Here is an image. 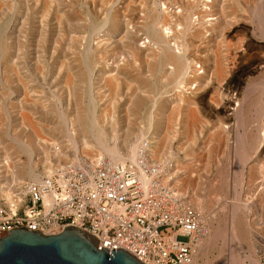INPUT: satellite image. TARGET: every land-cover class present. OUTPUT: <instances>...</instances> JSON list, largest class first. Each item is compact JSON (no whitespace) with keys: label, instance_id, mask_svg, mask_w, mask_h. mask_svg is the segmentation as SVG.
Segmentation results:
<instances>
[{"label":"rangeland","instance_id":"374dc122","mask_svg":"<svg viewBox=\"0 0 264 264\" xmlns=\"http://www.w3.org/2000/svg\"><path fill=\"white\" fill-rule=\"evenodd\" d=\"M94 115L122 149L154 136L203 222L195 264H264V0H0L5 191L69 144L65 120L89 139Z\"/></svg>","mask_w":264,"mask_h":264},{"label":"built area","instance_id":"2783aa9c","mask_svg":"<svg viewBox=\"0 0 264 264\" xmlns=\"http://www.w3.org/2000/svg\"><path fill=\"white\" fill-rule=\"evenodd\" d=\"M145 147L134 161L67 162L41 182L15 186L0 198V238L19 228L57 235L77 227L100 239L99 250L122 249L144 264H194L202 219Z\"/></svg>","mask_w":264,"mask_h":264},{"label":"bare ground","instance_id":"6f19581e","mask_svg":"<svg viewBox=\"0 0 264 264\" xmlns=\"http://www.w3.org/2000/svg\"><path fill=\"white\" fill-rule=\"evenodd\" d=\"M217 3V2H216ZM182 4V3H181ZM224 6V5H223ZM222 7V6H221ZM189 9V8H188ZM193 9V8H192ZM191 7H190V10H192ZM161 10V9H160ZM64 12V11H63ZM161 12V11H160ZM188 12V11H187ZM191 12V11H190ZM64 14V13H62ZM191 14L189 15H185V20L187 22V20H189V17H190ZM65 16V15H64ZM113 16V15H112ZM113 19V17H112ZM201 19V18H200ZM214 19V18H213ZM200 22V21H199ZM223 22V21H222ZM182 23V22H181ZM231 23V22H230ZM113 24V22H112ZM217 24V23H216ZM117 25V24H116ZM120 25V24H119ZM166 26V25H165ZM119 27V26H118ZM190 27V26H189ZM215 27V26H214ZM122 28V26H121ZM191 28V27H190ZM105 29V28H104ZM216 30V29H215ZM218 31V30H217ZM118 32V31H117ZM192 32V31H191ZM129 33V32H128ZM161 34V40L162 42H166V39L164 37V35H162V32H160ZM130 36V35H129ZM160 36V35H159ZM221 37V36H220ZM129 39V38H128ZM170 41V40H169ZM145 44V43H144ZM169 44V43H168ZM126 45V44H125ZM130 45V44H129ZM141 45V44H140ZM183 46V44H182ZM214 46V45H213ZM107 47V46H106ZM125 47V46H124ZM212 48V47H211ZM94 50V49H93ZM92 50V51H93ZM147 50V49H146ZM171 50V49H170ZM91 51V52H92ZM161 51V50H160ZM216 51V50H215ZM169 52V51H168ZM175 52V51H174ZM160 53V52H159ZM215 53V52H214ZM90 54V53H89ZM178 54V53H177ZM180 54V53H179ZM167 55V54H166ZM172 55V54H171ZM171 55H168L171 57ZM174 55V54H173ZM150 56V55H149ZM167 56V57H168ZM176 56V55H175ZM215 57H216V54H215ZM72 58V57H70ZM158 59V58H157ZM216 59V58H215ZM139 60V59H138ZM170 60V59H169ZM181 60V59H180ZM189 61V60H188ZM151 62V61H150ZM149 62V64H150ZM173 62V60H172ZM175 62V61H174ZM219 62V61H218ZM160 63H161V60H160ZM164 63V62H163ZM168 63V61H167ZM141 64V63H140ZM175 64V63H174ZM168 65H172L170 62L168 63ZM189 65V64H188ZM59 66V65H58ZM152 67V65H150ZM161 66V64H160ZM176 66V65H175ZM216 66V65H215ZM230 66V65H229ZM166 68V67H165ZM217 68V67H216ZM163 69V68H162ZM180 69V68H179ZM178 69V70H179ZM183 69H185L183 67ZM151 70V69H150ZM165 70V69H164ZM188 70V68L186 69ZM184 70V71H178V75L181 77V78H185L186 75L188 74V72ZM177 71V70H176ZM219 70H217L218 72ZM63 72V71H62ZM108 72V71H107ZM114 72V71H113ZM116 72V71H115ZM226 73V72H225ZM125 74V73H124ZM18 75V74H17ZM72 75V74H71ZM75 75V74H74ZM103 75V74H102ZM130 75V74H129ZM176 75V74H175ZM175 75H173L175 77ZM206 75V74H205ZM69 76V75H68ZM145 76V75H144ZM219 75H217L218 77ZM116 77V76H115ZM136 77V75H135ZM69 78V77H67ZM75 78V77H74ZM139 78V77H138ZM220 78V77H219ZM116 79V78H114ZM183 80V79H182ZM74 81V80H73ZM66 82V81H65ZM72 84V83H71ZM74 84V83H73ZM118 85V84H117ZM138 85V84H137ZM221 89V88H220ZM70 91V90H69ZM72 91V90H71ZM105 91V90H104ZM144 92V91H143ZM117 93V92H116ZM221 93V92H220ZM199 94V93H198ZM70 97V96H69ZM96 97V96H95ZM140 97V95H139ZM28 99V98H27ZM57 99V98H56ZM58 100V99H57ZM142 100V99H140ZM116 101V100H115ZM132 101V100H131ZM138 102V101H137ZM136 102V103H137ZM162 104V103H161ZM98 105V104H97ZM131 105V104H130ZM137 105V104H136ZM99 106V105H98ZM116 106V105H115ZM102 108V107H101ZM99 108V110L101 109ZM135 108V106H134ZM186 108V107H185ZM66 109V108H65ZM104 109V108H103ZM112 109V108H111ZM130 109V108H129ZM139 109V108H138ZM113 110V109H112ZM111 110V111H112ZM121 110V109H119ZM108 111V110H106ZM111 111H108L107 113L111 112ZM115 111V110H114ZM124 111V110H123ZM68 112V111H66ZM93 112V110H92ZM99 112V111H98ZM103 112V111H102ZM113 112V111H112ZM129 112V111H128ZM133 112V111H132ZM159 112V111H158ZM184 112V111H183ZM104 113V112H103ZM123 113V112H122ZM169 113V112H168ZM27 114V113H26ZM25 114V115H26ZM92 114V113H91ZM94 114V113H93ZM95 114H97V111H95ZM113 114V113H112ZM155 110L153 109L151 112H150V115H149V119L152 120V117H155ZM159 115V113H157ZM164 114V113H163ZM99 115V114H98ZM125 115V114H124ZM128 115V114H126ZM131 115V114H130ZM67 116V115H66ZM103 115H101V117H99V120L102 118ZM105 116V115H104ZM108 116V115H107ZM113 116V115H112ZM111 115H110V120L113 118ZM118 116V115H117ZM106 117V116H105ZM112 117V118H111ZM126 117V116H125ZM135 117V116H134ZM162 116H160L161 118ZM26 118V117H25ZM31 118V117H29ZM72 118V117H70ZM69 118V119H70ZM94 118V119H93ZM97 118L98 116L97 115H94L92 117V119L89 121V123L91 124L89 126V130H90V134H91V137L88 138L89 139H86L84 137H82V134L80 135L79 131H80V128L78 127L79 126V122L77 120V118H73L71 120H65L66 117H65V125H66V138H67V141L69 142V144L65 145V147L63 149L59 148V147H54L53 150L51 151L50 153V156L49 157H44L45 160L44 162L42 163L41 167H36L32 164H29V168L24 172L25 176L23 178H20V177H16L15 176V179H14V182L13 184H22L24 182V180H28L30 182H41L42 181V178L44 177H51L52 174L55 172V170L60 167L63 162L67 163V162H72V163H79V162H84V161H88V162H94L96 161L98 158H102V156H107L110 160L112 161H134L137 157V153H138V144L133 146L132 144V147L129 148V149H122L120 148L118 145L120 143L119 139V143H113L114 141H116V137L112 138V140L114 139V141L112 142V145L111 144H108L107 142V138H106V133H105V130H103L102 126H100L99 124H101V122L98 124L97 122ZM123 118V117H122ZM127 118V117H126ZM159 118V119H160ZM168 118V117H167ZM27 119V118H26ZM106 119V118H105ZM109 119V118H108ZM124 119V118H123ZM158 119V118H157ZM165 119V118H164ZM103 120V118H102ZM64 121V122H65ZM107 121V120H106ZM105 121V122H106ZM114 121V120H113ZM118 121V120H117ZM126 121V120H125ZM161 121V120H160ZM159 121V122H160ZM28 122V121H27ZM82 122V121H81ZM111 122V121H110ZM171 122V121H170ZM184 122V121H183ZM32 123V122H31ZM108 123V121H107ZM116 123V122H114ZM124 123V122H123ZM154 123V122H153ZM104 124V123H103ZM109 124V123H108ZM110 125V124H109ZM120 125V124H118ZM127 125V124H126ZM150 125V123H149ZM198 125V124H197ZM58 126V125H57ZM105 126H108V125H105ZM160 126V125H159ZM158 126V127H159ZM110 127V126H108ZM106 127V129L108 128ZM120 127V126H119ZM35 128V127H33ZM32 128V130H34ZM113 128V127H112ZM115 128V127H114ZM118 128V126H117ZM55 129V127H54ZM105 129V127H104ZM124 129V128H123ZM129 129V128H128ZM190 129V127H189ZM109 130V129H108ZM54 131V130H53ZM61 131V130H60ZM86 131V130H85ZM116 131V130H115ZM122 131V130H121ZM120 133H123L121 132ZM128 131V130H127ZM160 131V129H159ZM190 132V131H189ZM117 133V131L115 132ZM59 134V133H58ZM57 134V135H58ZM84 134V133H83ZM109 135V134H108ZM119 135V134H118ZM122 135V134H121ZM152 135V134H150ZM154 135V134H153ZM40 136V135H39ZM123 136V135H122ZM145 135H142L141 136V139L142 138H145L144 137ZM156 136V135H155ZM255 136V135H254ZM112 137V136H111ZM119 137V136H117ZM158 137V136H157ZM56 138V137H55ZM121 138V136H120ZM138 138V136H137ZM123 138H121L122 140ZM170 139V138H168ZM221 139V138H220ZM17 140V139H16ZM60 140V139H59ZM155 138L154 136L152 138L149 139L148 143L146 144L147 147H145V150L147 151V153L150 155V156H158L159 153L156 152V147H155ZM264 140V139H263ZM125 141V140H124ZM35 142V141H34ZM166 142V141H165ZM169 142V141H168ZM145 143V142H144ZM26 144V143H25ZM60 146V145H59ZM99 147V148H97ZM141 147V146H140ZM165 148V147H164ZM163 149V148H162ZM164 150V149H163ZM39 152V151H38ZM161 153V151H160ZM45 154V153H44ZM6 155V154H5ZM163 155V153H161V156ZM43 156V155H42ZM46 156V155H44ZM159 159V157H158ZM34 160V159H33ZM32 160V161H33ZM41 160V159H40ZM182 160V159H181ZM177 163V162H176ZM184 163V162H183ZM27 164V163H26ZM38 164V163H37ZM36 165V164H35ZM40 166V165H39ZM16 167V166H15ZM19 167V166H18ZM170 167V166H169ZM25 168V167H23ZM181 168V167H180ZM1 170V168H0ZM10 171V169H9ZM24 171V170H23ZM166 171V170H165ZM181 171V170H180ZM163 174H164V171L162 170ZM14 173V172H13ZM192 173V172H191ZM3 174H0V198L2 197H5V198H10L11 197V193L10 191L9 192H6L5 189L7 188H10L11 185L8 184V181L7 179H4L2 177ZM23 175V174H22ZM172 180V179H171ZM171 180L169 178V180L167 179V181H169L171 183ZM174 182V179L172 180ZM188 181V180H187ZM26 183V182H25ZM175 184V183H174ZM6 185L8 187H6ZM14 186V185H13ZM175 188V190L178 192V194L184 199V202H185V206L188 207L189 209H191V202L188 201L187 199L185 200V198L183 197V194L177 189V187L173 186ZM227 211V210H226ZM233 211V210H232ZM200 212V210H199ZM235 220V218H234ZM230 222V221H229ZM226 223V222H225ZM231 223V222H230ZM231 226V224H230ZM232 227V226H231ZM235 227V225H234ZM235 232L234 228H232V232ZM235 235V234H234ZM231 239V238H230ZM238 239V238H237ZM234 244V242H233ZM237 244V243H236ZM240 244V243H239ZM230 245V244H229ZM235 246V245H234ZM234 248V247H233ZM201 249V248H200ZM243 249V248H242ZM233 250V249H232ZM202 252V250H200ZM199 253V252H198ZM204 254V252H203ZM237 254V253H236ZM199 256H201V253L198 254L196 256V258H198ZM234 256V255H233ZM236 256V255H235ZM238 258V257H237ZM233 259V258H232ZM245 260V259H244ZM236 261V260H235ZM243 261V260H242ZM240 262V261H239ZM237 262V263H239ZM196 262H194L195 264ZM243 263V262H242ZM217 264V263H216ZM221 264V263H219ZM234 264V263H233Z\"/></svg>","mask_w":264,"mask_h":264},{"label":"water","instance_id":"95a60500","mask_svg":"<svg viewBox=\"0 0 264 264\" xmlns=\"http://www.w3.org/2000/svg\"><path fill=\"white\" fill-rule=\"evenodd\" d=\"M99 241L77 227L57 235L13 229L0 238V264H144L122 249L99 250Z\"/></svg>","mask_w":264,"mask_h":264}]
</instances>
